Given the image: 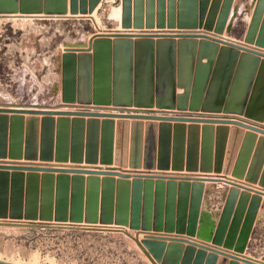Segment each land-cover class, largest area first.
Returning a JSON list of instances; mask_svg holds the SVG:
<instances>
[{"label": "rangeland", "instance_id": "obj_1", "mask_svg": "<svg viewBox=\"0 0 264 264\" xmlns=\"http://www.w3.org/2000/svg\"><path fill=\"white\" fill-rule=\"evenodd\" d=\"M11 15L31 17L3 19ZM104 39L112 49L100 52L95 68L88 56ZM67 53L82 61L79 67L69 64L66 72L62 57ZM64 79L71 81L68 89ZM0 109L40 120L66 116L57 112L234 120L246 125L240 126L245 132L256 129L258 137L264 136V0H0ZM11 115L0 112V119ZM4 142L0 129V152L6 151ZM74 177L83 180L78 189ZM92 180L99 183L94 190ZM195 185H202L198 201ZM235 189L238 199L243 193L248 198L231 247L224 243L235 213L224 230L220 226ZM254 198L259 207L242 243ZM205 214L213 222L209 239L199 226ZM28 224L122 228L142 243L177 241L241 264H264V186L223 172L5 154L0 156V260L154 264L124 232ZM217 232L224 237L220 241L213 240ZM152 257L163 264V257Z\"/></svg>", "mask_w": 264, "mask_h": 264}, {"label": "water", "instance_id": "obj_2", "mask_svg": "<svg viewBox=\"0 0 264 264\" xmlns=\"http://www.w3.org/2000/svg\"><path fill=\"white\" fill-rule=\"evenodd\" d=\"M122 41H126V46L129 43L132 44L130 39H122ZM234 46L233 48H235ZM94 49V56H88V58L96 68L100 52L106 49L111 51L112 44L109 39L98 40ZM62 59L64 70L67 66L69 67V64L79 67L82 61L80 55L76 56L72 53L64 54ZM65 71L67 72V70ZM70 84L71 81L64 79L65 89H68ZM111 94L108 91V95ZM0 112L13 113L9 117L0 119V129L5 131L6 141L3 147V149L6 148V151L0 152L1 157L6 154L9 158L34 160L39 157L41 160L55 158L56 161L70 159L73 162H82L85 159L87 163L112 164L114 162L122 166L129 164L131 167L214 171L231 174L236 178H244L246 181L264 186V136L258 137L253 132L256 129L245 132L242 127L246 125L234 120L113 115L97 112H57V114L66 116H61L58 119L47 116L40 120L37 116L18 115L17 113L20 112L18 110L0 109ZM30 113L37 114L39 112L30 111ZM42 113L49 115L54 111H42ZM68 115L76 117L70 119ZM115 117L120 119L116 122ZM129 118L133 120L130 122ZM158 120L161 122L158 123ZM171 121H177V123L172 125ZM186 121L193 123L186 125L184 123ZM199 122H204V124L200 125ZM229 124L234 125L230 126ZM248 128L252 129V127ZM63 181H68V179L63 178ZM106 182L111 186L110 180ZM72 183L78 189L83 180L74 177ZM89 183L93 190L99 187L98 182L92 180ZM127 184L124 182L123 188H126ZM200 186L195 185L193 189L194 200L197 201L202 193V185ZM187 189L190 188L187 187ZM247 198L248 195L243 193L238 199L237 189L232 190L227 198L220 228L223 227L224 230L229 217L235 213L230 234L224 243L227 246H234L231 237H236V233L239 231L237 230L240 221L238 214L246 209ZM259 202V199L254 198L248 210L240 233L242 243L244 238L247 239L252 228ZM28 226L124 232L135 240L154 264L157 263L152 255L157 259L163 257V264H241L238 259H230L227 255L219 256L215 250L208 253L204 247L196 248L193 245L185 247L177 241H173L168 246L165 241L160 242V240L153 239L142 243L137 237L122 228H95L89 225L72 224H28ZM219 232L214 237L215 241L221 239ZM0 264L13 263L0 261ZM242 264H250V262L246 261Z\"/></svg>", "mask_w": 264, "mask_h": 264}, {"label": "bare ground", "instance_id": "obj_3", "mask_svg": "<svg viewBox=\"0 0 264 264\" xmlns=\"http://www.w3.org/2000/svg\"><path fill=\"white\" fill-rule=\"evenodd\" d=\"M17 17H22L23 19H25L26 17H31V16H16V15H11V16H6L3 19H10L11 18V19H14L15 20ZM97 25L99 26V24H97ZM118 30H123V29L122 28H118ZM201 179H203V181L204 180H209V179H207V177L206 178H201ZM262 206L263 205H261V207ZM201 213H202V215H204L203 212H201ZM205 215H206V217L203 216L204 220H203V218H201V222H200V225L199 226H200V232L202 233L201 234L202 237L205 238V239H209V238H212L213 237L212 236V234H213L212 233L213 232V226H212L213 222L208 219V218H210V215L209 214H205ZM0 261H3V260H0ZM3 262H6V261H3ZM6 263L21 264V262L18 263V262H13V261L12 262H6ZM26 264H28V263H26Z\"/></svg>", "mask_w": 264, "mask_h": 264}, {"label": "crops", "instance_id": "obj_4", "mask_svg": "<svg viewBox=\"0 0 264 264\" xmlns=\"http://www.w3.org/2000/svg\"><path fill=\"white\" fill-rule=\"evenodd\" d=\"M261 209V208H260Z\"/></svg>", "mask_w": 264, "mask_h": 264}]
</instances>
